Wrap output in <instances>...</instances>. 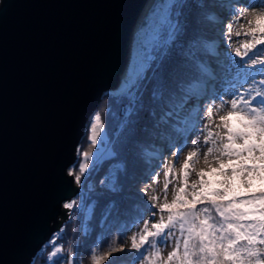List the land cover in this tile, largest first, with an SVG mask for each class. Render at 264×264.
I'll list each match as a JSON object with an SVG mask.
<instances>
[{
	"label": "snow or ice",
	"instance_id": "6c2138e0",
	"mask_svg": "<svg viewBox=\"0 0 264 264\" xmlns=\"http://www.w3.org/2000/svg\"><path fill=\"white\" fill-rule=\"evenodd\" d=\"M139 33L138 63L114 93L127 101L116 139L94 112L89 150L77 145L65 169L79 189L108 162L100 226L117 227L88 264H264V0H161ZM65 232L41 239L28 264H78Z\"/></svg>",
	"mask_w": 264,
	"mask_h": 264
},
{
	"label": "water",
	"instance_id": "95a60500",
	"mask_svg": "<svg viewBox=\"0 0 264 264\" xmlns=\"http://www.w3.org/2000/svg\"><path fill=\"white\" fill-rule=\"evenodd\" d=\"M145 1L0 0V264H28L60 227L78 192L65 169Z\"/></svg>",
	"mask_w": 264,
	"mask_h": 264
},
{
	"label": "trees",
	"instance_id": "16d2710c",
	"mask_svg": "<svg viewBox=\"0 0 264 264\" xmlns=\"http://www.w3.org/2000/svg\"><path fill=\"white\" fill-rule=\"evenodd\" d=\"M126 105V100L116 98L114 93L109 91L103 93L98 103L96 111H100L102 120L105 124L104 129L106 131V139L108 142H112L116 139V134L126 119ZM91 116L88 118L87 122ZM85 132L86 131L83 132V135L77 144L81 145L83 150L88 147L85 139ZM101 153H103V150ZM107 171L108 162L102 161L96 165L95 170L86 174L83 183L85 189L84 194L82 198H76L77 204L80 203L77 206L78 208L67 213L66 215L67 217H70V219L66 222L65 216V220L63 219L64 221L62 220L60 225V227L63 226L66 228L64 239L61 240L63 246L66 248L67 243H70L71 240L77 245L78 264H88L86 253L88 252L89 247L92 246L94 241L103 239L109 231H113L117 227L116 224H109L104 228L100 226L102 209L107 203L108 197L100 196L99 180ZM122 219L124 218L122 217ZM34 264H40V259L38 257L34 260ZM113 264H118V262L114 261Z\"/></svg>",
	"mask_w": 264,
	"mask_h": 264
},
{
	"label": "bare ground",
	"instance_id": "6f19581e",
	"mask_svg": "<svg viewBox=\"0 0 264 264\" xmlns=\"http://www.w3.org/2000/svg\"><path fill=\"white\" fill-rule=\"evenodd\" d=\"M160 2L161 0H146L134 22L132 30H131V34H130L128 62H127L125 71L121 75L122 78L127 68L129 67L131 59H132V66L130 68V71L134 70L136 64L138 63L136 53L138 51L139 46L143 43L145 36L147 35V33L140 34L139 30L144 25L147 17L154 10L155 5H157ZM121 80L122 79H119V83ZM119 83L117 87L119 86ZM117 87L115 89H110L109 92L115 93V90L117 89Z\"/></svg>",
	"mask_w": 264,
	"mask_h": 264
},
{
	"label": "rangeland",
	"instance_id": "374dc122",
	"mask_svg": "<svg viewBox=\"0 0 264 264\" xmlns=\"http://www.w3.org/2000/svg\"><path fill=\"white\" fill-rule=\"evenodd\" d=\"M97 107H98V105H97ZM97 107H96V109H97ZM96 109H95V111L94 112H96ZM93 112V113H94ZM88 120V119H87ZM87 125H88V122L86 121V123H85V127H84V131H86V129H87ZM83 135V134H82ZM81 135V136H82ZM102 137L103 138H107V135H106V131H105V129H104V131L102 132ZM80 140V139H79ZM78 143H79V141H78ZM102 144H103V140H102V142H101V144H99L98 145V149H97V151L100 149V148H102ZM86 151L87 150H89V146L85 149ZM102 151V150H101ZM101 151L100 152H98L97 153V156H98V158H100V157H102V155H103V153H101ZM74 159H75V156H74ZM74 159H73V161H74ZM180 159L182 160L183 159V155H181V157H180ZM72 161V162H73ZM179 165L177 164V167H178ZM198 167H199V165H197ZM161 175H162V172H161ZM84 191H85V189H84V186L82 185L81 186V188H79V190H78V192H77V194L75 195V196H73L72 198H74V199H76V198H82V196H83V194H84ZM80 203H78V205H79ZM78 208V207H77ZM73 215V214H72ZM72 215H71V217H72ZM64 221V220H63ZM132 231H135V229H132ZM131 234V232H128L126 235H130ZM62 244V243H61ZM72 244H74L73 242H72V240L70 241V243H67V245H66V248H68L69 246H71Z\"/></svg>",
	"mask_w": 264,
	"mask_h": 264
},
{
	"label": "built area",
	"instance_id": "2783aa9c",
	"mask_svg": "<svg viewBox=\"0 0 264 264\" xmlns=\"http://www.w3.org/2000/svg\"><path fill=\"white\" fill-rule=\"evenodd\" d=\"M79 190V189H78Z\"/></svg>",
	"mask_w": 264,
	"mask_h": 264
}]
</instances>
